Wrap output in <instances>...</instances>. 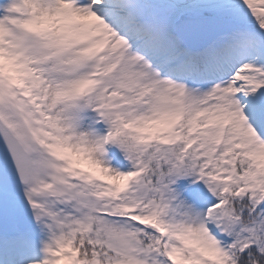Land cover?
I'll list each match as a JSON object with an SVG mask.
<instances>
[{
  "label": "snow or ice",
  "instance_id": "1",
  "mask_svg": "<svg viewBox=\"0 0 264 264\" xmlns=\"http://www.w3.org/2000/svg\"><path fill=\"white\" fill-rule=\"evenodd\" d=\"M0 264H264V0H0Z\"/></svg>",
  "mask_w": 264,
  "mask_h": 264
}]
</instances>
